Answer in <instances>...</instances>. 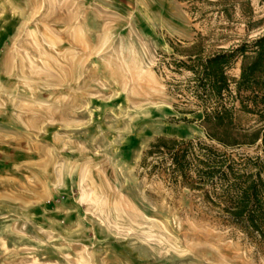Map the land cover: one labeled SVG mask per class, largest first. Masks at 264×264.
<instances>
[{"label":"rangeland","instance_id":"374dc122","mask_svg":"<svg viewBox=\"0 0 264 264\" xmlns=\"http://www.w3.org/2000/svg\"><path fill=\"white\" fill-rule=\"evenodd\" d=\"M262 31L264 0H0V264H264L192 182L198 146L264 153L209 140L175 64ZM159 137L192 142L182 173Z\"/></svg>","mask_w":264,"mask_h":264},{"label":"trees","instance_id":"16d2710c","mask_svg":"<svg viewBox=\"0 0 264 264\" xmlns=\"http://www.w3.org/2000/svg\"><path fill=\"white\" fill-rule=\"evenodd\" d=\"M197 46V42L192 43L185 59H178L175 64L191 71L189 84L201 104H213L209 105L210 110L205 107L201 114L205 136L229 149L259 143L264 153V31L234 48L205 55ZM238 59L239 76L232 79L226 70ZM230 83H233L239 109L256 114L259 126L244 127L236 122L234 105L222 101L224 94L230 92ZM192 146L190 140L159 137L147 152L164 149L171 157L173 169L182 173ZM198 149L204 157L197 159L194 187L218 186L217 191L211 190L221 204L223 219L264 245V160L244 157L243 167L238 169L234 158L226 151H217L211 145L198 146Z\"/></svg>","mask_w":264,"mask_h":264},{"label":"crops","instance_id":"0c3cea01","mask_svg":"<svg viewBox=\"0 0 264 264\" xmlns=\"http://www.w3.org/2000/svg\"><path fill=\"white\" fill-rule=\"evenodd\" d=\"M239 64L240 60L238 59L233 64H231L226 70V72L232 77V79H237L239 76Z\"/></svg>","mask_w":264,"mask_h":264}]
</instances>
